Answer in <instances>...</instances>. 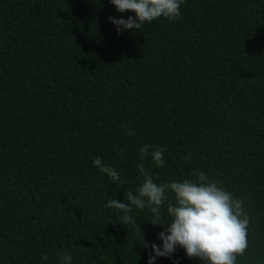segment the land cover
I'll list each match as a JSON object with an SVG mask.
<instances>
[{
  "label": "trees",
  "instance_id": "16d2710c",
  "mask_svg": "<svg viewBox=\"0 0 264 264\" xmlns=\"http://www.w3.org/2000/svg\"><path fill=\"white\" fill-rule=\"evenodd\" d=\"M180 11L117 34L109 16L134 13L109 0H0V264H148L144 241L162 243L149 210L133 208L140 232L105 207L127 203L138 164L157 183L221 180L251 219L238 264H264V0ZM145 144L164 168L140 159ZM174 260L200 264L179 248L154 264Z\"/></svg>",
  "mask_w": 264,
  "mask_h": 264
},
{
  "label": "clouds",
  "instance_id": "9594fccd",
  "mask_svg": "<svg viewBox=\"0 0 264 264\" xmlns=\"http://www.w3.org/2000/svg\"><path fill=\"white\" fill-rule=\"evenodd\" d=\"M119 13L131 12L127 19L109 16L115 25L117 34L125 30H141L145 23L151 24L161 17L170 22L181 19V6L185 0H109ZM128 129V125L121 126ZM126 135L131 136L128 129ZM123 155V150H121ZM141 160L150 157L157 168H164V149L145 144L139 149ZM184 159H191L190 156ZM93 166L107 174L113 182L123 183L119 170L104 163L100 157L93 159ZM142 183L135 191L125 193L127 203L111 199L105 207L117 209L120 216L116 222L137 227L131 215L133 208L148 209L151 213L149 223L162 228L157 239L150 245L144 241L143 247L150 248L148 264H154L157 258H173L177 249H183L186 258L197 259L200 264H238V258L244 256L249 247V212L245 200L237 198L221 180L211 178L202 170H195L192 178L157 183L153 175L143 164L137 165ZM143 234V233H142ZM47 260V254H42ZM61 264H72L69 254L60 257ZM173 264H178L174 260Z\"/></svg>",
  "mask_w": 264,
  "mask_h": 264
}]
</instances>
